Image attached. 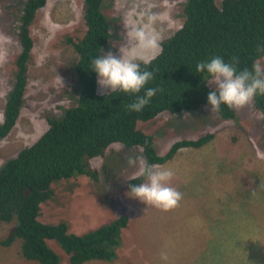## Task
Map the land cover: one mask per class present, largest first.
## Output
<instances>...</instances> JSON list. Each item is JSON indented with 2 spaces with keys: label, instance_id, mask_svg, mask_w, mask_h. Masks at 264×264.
<instances>
[{
  "label": "rangeland",
  "instance_id": "rangeland-1",
  "mask_svg": "<svg viewBox=\"0 0 264 264\" xmlns=\"http://www.w3.org/2000/svg\"><path fill=\"white\" fill-rule=\"evenodd\" d=\"M26 1L0 0V124L22 51L18 28ZM186 2L105 0L113 36L103 54L120 55V44L127 39L126 21L142 24L152 18L160 48L139 54L155 58L161 43L182 26ZM84 16V0H48L40 10L32 26L35 45L25 104L16 128L1 143L0 168L48 130V116L61 117L74 106L76 77L80 81L73 68L79 57L67 39L85 35ZM261 62L264 64V59ZM238 111L236 121L221 119L207 105L196 113L184 112L180 118L162 114L151 128L139 123V129L155 137L160 155L178 140L215 135L203 148L181 149L173 160L157 165L173 172L170 186L182 194L172 210L162 211L127 194L130 179L138 170V164L129 165L128 158H145L139 147L115 144L104 158L91 161L101 175V184L87 176L55 183V197L42 205L40 219L49 223L66 220L70 232L83 235L129 216L118 257L112 262L86 264H188L199 249L208 253L204 256L207 264H264V111L256 109L253 100ZM14 226L0 225V264H40L23 257L20 240L8 247L1 243ZM225 241L233 256L218 250L217 244ZM50 246L61 257L60 264H70L62 248L55 242Z\"/></svg>",
  "mask_w": 264,
  "mask_h": 264
},
{
  "label": "trees",
  "instance_id": "trees-1",
  "mask_svg": "<svg viewBox=\"0 0 264 264\" xmlns=\"http://www.w3.org/2000/svg\"><path fill=\"white\" fill-rule=\"evenodd\" d=\"M47 3L48 0H27L20 15L18 40L22 51L16 59L15 78L0 124V146L11 136L22 114L35 45L32 26ZM84 3L87 31L82 38L67 39L79 57L73 68L80 81L76 77L74 106L64 110L61 117L48 116V130L0 168V225L15 224L1 243L8 247L20 240L23 257L40 264L61 263L50 242L66 252L70 264L112 262L118 257L130 219L121 216L83 235L70 232L68 222L63 219L57 223L43 222L42 205L55 197V183L87 176L101 184V175L91 161L104 158L115 144L127 149L141 148L150 166L173 160L183 148L203 147L213 139V134L197 141L175 142L166 154L160 155L155 137L139 129V123L151 128L162 114L180 118L184 112L196 113L209 105L207 97L213 86L207 85L206 70L196 71L199 62L219 56L229 63L236 58L239 72L251 70L255 60L264 58V0H223L220 4L217 0H187L182 26L161 43L160 53L149 64L140 62L141 71L152 72L153 79L137 95L153 88L157 89L155 96L140 112L130 111L128 105L135 102L136 95L122 91L98 93L92 61L103 54L113 28L104 11V0H84ZM253 101L256 109L264 111V95L257 93ZM217 112L214 114L223 120L236 121L239 117L238 110L223 104ZM143 182L144 177L131 180L128 190L130 185ZM228 245L227 241L219 242L217 247L225 255ZM205 255L208 253L199 249L188 264H207ZM226 258L230 262V257Z\"/></svg>",
  "mask_w": 264,
  "mask_h": 264
},
{
  "label": "clouds",
  "instance_id": "clouds-1",
  "mask_svg": "<svg viewBox=\"0 0 264 264\" xmlns=\"http://www.w3.org/2000/svg\"><path fill=\"white\" fill-rule=\"evenodd\" d=\"M153 24L152 18L142 24L126 21L124 31L127 39L123 44H120V55H114L109 51L92 61L93 71L97 74L98 93L109 95L112 92L122 91L129 95H136L135 102L128 105L130 111L140 112L143 110L157 92V89L149 88L144 95H137L153 79L152 72L141 71L140 68V62L147 65L151 62L150 59L139 53L156 52L160 48L159 37L152 27ZM236 62V58H233L232 62L226 63L222 57L216 56L209 62L197 64L196 71L203 73L206 70V75L209 77L207 85L213 86L207 97L211 112L219 110L222 104L229 109L238 110L249 104L257 93L264 95V64L261 59L253 62L251 70L246 68L239 72L235 67ZM208 135L210 134L202 137ZM128 163L129 165L138 164V170L130 180H136L139 177L145 178L143 183L130 185L127 193L129 196L162 211H170L178 206L182 194L170 186V181L173 178L171 170L147 165L140 157H129Z\"/></svg>",
  "mask_w": 264,
  "mask_h": 264
},
{
  "label": "crops",
  "instance_id": "crops-1",
  "mask_svg": "<svg viewBox=\"0 0 264 264\" xmlns=\"http://www.w3.org/2000/svg\"><path fill=\"white\" fill-rule=\"evenodd\" d=\"M229 254V252H227L225 255H228Z\"/></svg>",
  "mask_w": 264,
  "mask_h": 264
}]
</instances>
